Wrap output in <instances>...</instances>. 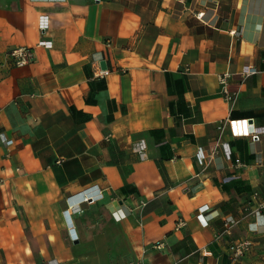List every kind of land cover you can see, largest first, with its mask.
<instances>
[{
	"label": "crops",
	"instance_id": "0c3cea01",
	"mask_svg": "<svg viewBox=\"0 0 264 264\" xmlns=\"http://www.w3.org/2000/svg\"><path fill=\"white\" fill-rule=\"evenodd\" d=\"M255 126L264 0H0V264H264Z\"/></svg>",
	"mask_w": 264,
	"mask_h": 264
},
{
	"label": "built area",
	"instance_id": "2783aa9c",
	"mask_svg": "<svg viewBox=\"0 0 264 264\" xmlns=\"http://www.w3.org/2000/svg\"><path fill=\"white\" fill-rule=\"evenodd\" d=\"M198 18H201L203 16V12H197L195 14ZM38 27L40 30L44 31L49 27L50 24V20H49V16L46 14H40L38 17ZM37 45L39 46H43L46 48H50L52 47L53 43L51 40H46V39H41ZM6 57L7 59H9V61L14 65V66H22L26 63H28L29 61L32 60L33 58V49L30 47H26V46H22V47H17V48H13L11 50H9L8 52H6ZM255 69L254 66L252 65H246L245 69L242 72V76L245 77L248 74L254 73ZM104 74V70L103 69H99V71L97 72V75H103ZM230 77V74H224V76H222V83H223V91L226 93L227 98L228 99H234V96H232L231 94H228V91L226 89V79ZM253 123V122H251ZM264 132V127L263 126H255L254 128V132L252 134V140L253 141H259L260 140V134ZM4 141H5V145L7 147H10L14 140L11 138H6L4 137ZM145 147V143L143 141L139 142V148L143 149ZM221 148L225 157L230 160L232 158V150L229 146L228 142H220L219 139H214L211 140L206 148H200L198 150L197 153V160L199 161L200 164H203L206 157L207 156H214L216 155L218 148ZM237 162H239V158L236 159ZM219 178L221 180H224L223 177H221L219 171H216ZM85 196V200H92L94 199V197H92L91 194H89V192H84L83 193ZM92 197V198H91ZM143 204V202L141 203ZM206 207H202L200 209V211L197 214V218L199 219L200 223L203 225L207 224V220L204 217V211H205ZM181 223V222H180ZM250 241L249 240H243L241 242H239L238 244H236L235 250H234V254L235 256L241 255L243 254L250 246ZM156 246H161L162 243L158 242L155 244ZM129 264H144L142 261H134V262H130Z\"/></svg>",
	"mask_w": 264,
	"mask_h": 264
},
{
	"label": "water",
	"instance_id": "95a60500",
	"mask_svg": "<svg viewBox=\"0 0 264 264\" xmlns=\"http://www.w3.org/2000/svg\"><path fill=\"white\" fill-rule=\"evenodd\" d=\"M102 65H103V67H105V63L104 62L102 63Z\"/></svg>",
	"mask_w": 264,
	"mask_h": 264
}]
</instances>
